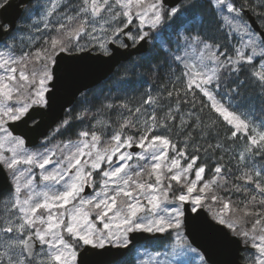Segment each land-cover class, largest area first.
I'll list each match as a JSON object with an SVG mask.
<instances>
[{"label":"snow or ice","instance_id":"obj_1","mask_svg":"<svg viewBox=\"0 0 264 264\" xmlns=\"http://www.w3.org/2000/svg\"><path fill=\"white\" fill-rule=\"evenodd\" d=\"M206 5L212 13L209 23L223 33L224 44L187 26L181 17L193 5L184 0L171 8L164 0H28L27 6L0 0V37L13 41L0 40V166L12 177L9 192L0 195V264H118L123 253L110 248L129 249L135 233L170 230L175 234L163 253L164 264H210L208 249L193 247L184 234L185 204L193 214L207 208L213 220L254 250L247 257L249 264H264V0H206ZM245 10L255 16V28L245 19ZM134 20H139L135 32L130 27ZM166 22L177 25L178 40L187 42L184 55L172 53L168 40L159 42L179 68V86L147 94L134 109L120 104L126 114L121 113L103 148L98 147L101 134L89 130L81 131L76 142L56 145L62 158L55 161V149L26 150L25 139L14 135L9 124L35 123L31 110L50 106L61 71H76L60 68L65 55L94 48L112 55L110 44L124 49L143 45L156 38L151 30ZM24 23L41 35L30 38L39 41L34 50L16 55L15 33L26 30ZM180 26L186 33L182 36ZM237 35L239 46L229 47L227 41ZM242 71L249 72L252 97L241 94L245 81L223 88L225 75ZM113 109L118 110L117 105L110 101L100 103L101 111ZM86 115L81 112L79 118ZM67 124L63 121L62 127ZM221 125L228 128L223 137L218 133ZM173 136L183 138V149ZM134 145L144 151L136 155L126 150ZM169 151L174 156L169 157ZM201 151L233 156L243 165L235 179L251 189L236 183L232 189L252 194L238 202L221 196L219 190L229 183L225 173L231 170L217 164L212 178L204 181L207 164L197 165ZM133 160L145 163H129ZM36 167L44 170L39 189ZM94 172L101 178L99 185ZM173 182L177 187L170 201ZM86 187L99 191L85 197ZM221 242H230L229 233H222Z\"/></svg>","mask_w":264,"mask_h":264},{"label":"trees","instance_id":"obj_2","mask_svg":"<svg viewBox=\"0 0 264 264\" xmlns=\"http://www.w3.org/2000/svg\"><path fill=\"white\" fill-rule=\"evenodd\" d=\"M192 3V7H189L182 14V19H185L189 28L203 32L206 36H213L221 44L226 43L222 32L215 30V25L210 24L212 13L207 8L206 0H184V3ZM251 2V0H250ZM181 6V5H180ZM195 9V11H194ZM177 25H170L166 22L159 29H153L151 35L156 38L150 41L148 51L143 54H138L131 57L129 60L122 62L116 67L112 74L103 80L98 85L84 91L75 103L66 110L64 117L57 123L56 127L52 129V132L56 130L54 140L62 142L63 140L76 139L79 137L81 131H97L101 134L102 142L108 143L111 134L116 129V122L121 119V113H125L124 109L119 108L122 103L128 104L129 108L134 109L138 107L147 94L160 95L170 90L173 84H177L176 76L180 74L179 68L175 62L171 59V56L167 53V50H161L159 47L160 39H166L169 41V47L172 53L174 51L175 41L177 38ZM184 29L183 26L179 27V31ZM237 38H229L227 41L229 47L237 46ZM39 43V42H38ZM37 43V44H38ZM36 44V45H37ZM30 47L28 50H34V47ZM249 72L242 71L238 74H229L223 77V88L235 87V81H245L240 86L241 94L245 97L254 96L255 92L250 83ZM222 88V90H223ZM198 99H203L200 94L197 93ZM112 102L117 105L118 110L101 111L100 103ZM199 106V105H198ZM187 110V105L183 106ZM81 112H86L87 115L83 119L79 118ZM205 118H207L208 111L205 110ZM97 120H104L107 122L103 127L96 123ZM68 121V124L62 127V122ZM129 134H135L133 131L126 130ZM219 136L223 137L228 134V128L221 125L218 129ZM174 142L178 148L183 149V138L173 136ZM189 154H192L193 148L190 146L187 149ZM201 159L197 161V165L207 164L204 178L209 180L214 175L212 169L217 164H222L226 169H230V172H226L229 183L226 184L225 196L238 201H244L246 196H250L252 193L238 192L232 189V184H240L241 187H248L251 189V185H247L244 181H237L235 177L239 175V169L243 165H237L233 156L213 153H205L203 151L197 153ZM223 155V159H219L218 156ZM253 219V218H252ZM172 239L171 231L166 232L164 236L159 238H152L146 241L142 246L149 247L153 250H163L165 244ZM135 247L130 250L123 258L118 260V264H138L137 257L135 256Z\"/></svg>","mask_w":264,"mask_h":264},{"label":"water","instance_id":"obj_3","mask_svg":"<svg viewBox=\"0 0 264 264\" xmlns=\"http://www.w3.org/2000/svg\"><path fill=\"white\" fill-rule=\"evenodd\" d=\"M181 0H164L165 5L169 7L176 6ZM16 5H27L28 0H14ZM245 17L251 27L255 28V16L245 10ZM133 25L130 27L132 28ZM8 37H0L5 40ZM131 44L130 41H128ZM109 47L112 49V55H104L100 51L92 49L65 55L60 62V68L64 69L68 66L76 69L75 72L69 74L61 71L59 78L54 81L55 87L52 89V99L49 101L48 108H34L30 115H35V123L29 121L27 124L23 122H10L9 127L15 135L23 137L26 146L33 147L37 145L41 138L45 137L51 128L60 121L68 109L76 101L78 96L85 90L98 85L108 78L116 67L123 61L129 60L132 56L142 54L148 50V41L143 45L129 47L127 49L119 46ZM138 146L130 148L136 151ZM10 186V179L5 167L0 166V194L7 190ZM91 190V187L85 188V194ZM190 205L185 204L184 232L188 240L193 246L199 247L201 251L208 249L206 255L211 256L210 264H249L241 259L242 251L245 245L239 242V239L229 232L226 226L219 225L209 215L206 208L202 209L199 214L190 212ZM222 233H229L230 242L224 244L221 242ZM133 244L129 249L110 248L113 253H123L118 260L123 258L131 248L148 239L162 237L164 233H135L132 234ZM135 237H139L136 239Z\"/></svg>","mask_w":264,"mask_h":264},{"label":"rangeland","instance_id":"obj_4","mask_svg":"<svg viewBox=\"0 0 264 264\" xmlns=\"http://www.w3.org/2000/svg\"><path fill=\"white\" fill-rule=\"evenodd\" d=\"M246 19V18H245ZM247 20V19H246ZM135 21V23H136V26L139 24V20H134ZM248 22V21H247ZM249 24V23H248ZM249 26H250V24H249ZM251 27V26H250ZM30 29H31V31H26L25 33L23 32V31H19V32H17V33H15V35L17 36V39L15 40V42H14V47L16 48V55H20L21 54V52L22 51H28V49L30 48V47H32L34 44H35V42H37L38 40H36V41H33L32 39H30L31 37H33V36H35V37H39L40 35H39V33H37L36 31H35V29L34 28H31L30 27ZM137 30V29H136ZM143 30H145V31H149V28L147 27V26H145L144 27V29ZM151 32H152V30H151ZM151 32H150V35H151ZM180 33H181V36L182 35H184V34H186L185 32H184V29H181L180 30ZM238 40L240 39V37L237 35V36H235ZM87 37H85V38H83V41H82V43L84 42V41H87ZM151 40H153V39H151ZM150 40V41H151ZM237 40V41H238ZM7 41L9 42V43H13V41H12V39L11 38H9V39H7ZM186 43L187 42H185L182 38H180L179 40H178V37L176 38V41H175V47H173L172 46V48H174V51H175V53L176 54H180V55H184V53H185V48H186ZM239 45H237L236 47H238ZM0 50H3V45L2 44H0ZM189 52H190V50H189ZM142 104V103H141ZM141 104L140 105H138V107L139 106H141ZM147 107V106H146ZM55 133H56V130H54L53 132H51L46 138H44L38 145H36V146H34V147H27V146H25V148H26V150L27 151H29V152H43V151H45V149H55L56 151H57V156L56 157H53V160L55 161L57 158H62V155H61V153L59 152V150L58 149H56V145H60L61 147H63V145L65 144V143H68V142H76V141H78L79 139H81V137L79 136L78 138H76V139H68V140H63L62 142L60 141V142H58V141H55L54 140V136H55ZM106 142H102L101 141V143L98 145V147L99 148H103V147H105L106 146ZM178 148V147H177ZM179 149H182V148H179ZM127 151H130V152H133V153H135L136 155H139V154H141L144 150L143 149H140L139 147H138V149L136 150V151H131L130 149H126ZM5 155H10V153H8L6 150H5ZM172 156H174V153L172 152V151H169V157H172ZM113 162L114 163H118V161L116 160V158L114 157V159H113ZM187 162V160L185 159V160H182V164H185ZM129 163H131V164H133V165H135V164H137V163H140V164H143V163H145V161H137V160H133V161H131V162H129ZM55 166V164H52V165H48V166H46L47 167V169H51V168H53ZM23 167H27V166H23ZM107 167V165H105V168ZM7 170V169H6ZM42 171H44V170H41V169H39L38 167H36V168H34L33 169V174L36 176V185H37V187H38V189L40 188V187H42L43 186V181H42V177L40 176V172H42ZM8 172V171H7ZM194 172H195V168L193 169V173L192 174H190V178L191 179H194ZM8 174H9V177H10V182L12 183V177H11V174L8 172ZM94 179H95V181H96V183H97V185H99L100 184V176L99 175H97L95 172H94ZM204 181H207V179H205L204 178ZM204 181H201V183H203ZM11 183H10V185H11ZM176 184H175V182H173V189H172V192H169V200L171 201L172 200V198H173V193L176 191ZM224 189H226V185H224ZM224 189H220L219 190V194L221 195V196H224L225 198H229V197H227V196H225V190ZM9 190H10V186H9V188L6 190V192H4L2 195H5V194H7L8 192H9ZM94 191H99V187H96L95 189H93L92 187H91V190H90V192L89 193H87V194H85V193H83L82 195H84L85 197H87V196H91L92 194H93V192ZM231 201H233V202H236L235 200H233V199H231ZM217 208V205H213V210H215ZM207 209V208H206ZM208 210V209H207ZM209 211V210H208ZM210 212V211H209ZM210 215H211V217H212V213L210 212ZM248 220H249V222H251V220H252V217H249L248 218ZM97 226L99 227L100 226V224H99V222L97 221ZM246 227H248V225H246ZM171 231V230H170ZM183 231H184V228H183ZM174 232L173 231H171V237H173L174 236ZM172 243V239H171V241L170 242H168L167 244H165V246H164V249L163 250H153V249H151V248H149V247H145V246H139V247H136V250H135V256L137 257V262L138 261H140V260H144V261H148L149 262V264H156V261H159V264H164V260H165V257H164V255H163V253H165L166 251H168V248H169V245ZM194 247V246H193ZM254 250L253 249H251L249 246H247V248H245L244 250H243V255H242V259L244 260V261H247V262H249L248 261V259H247V257L249 256V254L250 253H252ZM157 253H160V255L159 256H157L156 254Z\"/></svg>","mask_w":264,"mask_h":264},{"label":"flooded vegetation","instance_id":"obj_5","mask_svg":"<svg viewBox=\"0 0 264 264\" xmlns=\"http://www.w3.org/2000/svg\"><path fill=\"white\" fill-rule=\"evenodd\" d=\"M148 2H151V0H148ZM177 7H178V6H177ZM133 23H134V24H133L134 26L132 27V31L134 32V31L136 30V23H135V21H133ZM21 27L24 28V29H26V30H23L24 33H25L26 31H28L29 28H30V26H29L27 23L22 24ZM82 41H83V39H82ZM82 41H81V43H82ZM83 43H86V41H84ZM95 50H100V49L97 48V49H95ZM3 193H4V192H3ZM3 193H2V194H3ZM2 194H0V195H2Z\"/></svg>","mask_w":264,"mask_h":264},{"label":"bare ground","instance_id":"obj_6","mask_svg":"<svg viewBox=\"0 0 264 264\" xmlns=\"http://www.w3.org/2000/svg\"><path fill=\"white\" fill-rule=\"evenodd\" d=\"M194 11H195V9H194Z\"/></svg>","mask_w":264,"mask_h":264}]
</instances>
